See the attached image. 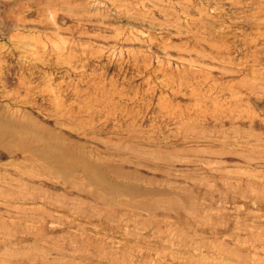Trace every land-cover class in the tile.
<instances>
[{
  "label": "rangeland",
  "instance_id": "374dc122",
  "mask_svg": "<svg viewBox=\"0 0 264 264\" xmlns=\"http://www.w3.org/2000/svg\"><path fill=\"white\" fill-rule=\"evenodd\" d=\"M0 264H264V0H0Z\"/></svg>",
  "mask_w": 264,
  "mask_h": 264
},
{
  "label": "bare ground",
  "instance_id": "6f19581e",
  "mask_svg": "<svg viewBox=\"0 0 264 264\" xmlns=\"http://www.w3.org/2000/svg\"><path fill=\"white\" fill-rule=\"evenodd\" d=\"M46 148V147H45ZM62 155V154H61ZM60 156V155H59ZM61 162H63V160L61 161ZM60 162V164H63V163H61ZM58 163V162H57ZM94 172V171H93ZM93 172H91V171H88V178H89V180L90 181H99L98 179H97V176H96V174H94Z\"/></svg>",
  "mask_w": 264,
  "mask_h": 264
}]
</instances>
